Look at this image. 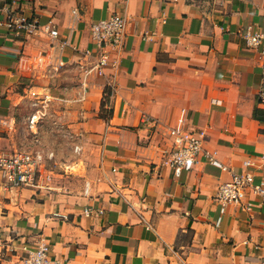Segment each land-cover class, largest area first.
Masks as SVG:
<instances>
[{"label": "crops", "instance_id": "obj_1", "mask_svg": "<svg viewBox=\"0 0 264 264\" xmlns=\"http://www.w3.org/2000/svg\"><path fill=\"white\" fill-rule=\"evenodd\" d=\"M2 6L54 27L58 36L0 27V118L13 120L16 131L32 87L50 94V108L57 106L64 121L47 142L55 154L50 190H4L0 178V264H18L21 247L40 236L50 246L49 264H264V204L246 195L253 204L246 211L214 200L231 173L246 160L258 162L264 150L258 57L241 35L248 27L264 30V0ZM113 13L126 19L118 65L105 77L85 76L89 27ZM64 39L69 45L60 46ZM37 52L46 55V70L17 69L20 54ZM143 114L162 127L142 125ZM179 119L206 136L193 167L176 177L162 151L170 146L166 127ZM253 171L255 181L264 175Z\"/></svg>", "mask_w": 264, "mask_h": 264}, {"label": "built area", "instance_id": "obj_2", "mask_svg": "<svg viewBox=\"0 0 264 264\" xmlns=\"http://www.w3.org/2000/svg\"><path fill=\"white\" fill-rule=\"evenodd\" d=\"M0 0V27L4 26L15 33H23L33 37L40 31H46L52 38L58 36L54 27L39 25L36 19H29L22 13H17L11 8L3 7ZM76 15V11L73 10ZM264 14V8H263ZM126 19L124 15L113 13L109 17L99 19L91 23L89 37L91 47L84 51L85 59L84 75L94 74L97 77H105L106 69L116 67L119 56L123 50L125 41ZM246 46L255 51L258 57L260 69V83L256 92V102L264 107V30L257 28H246L241 33ZM69 45L67 39L60 42V46ZM17 69L24 73H34L37 70H46L48 63L46 55L20 54L16 61ZM30 101L29 112L22 120V126L35 139L48 117L52 97L44 90L28 88L25 93ZM140 123L148 126L153 132L162 127V123L156 117L143 114ZM182 119L175 126L166 127V135L170 140V146L163 150L164 163L170 167L174 176L179 177L182 171L190 170L197 161L202 151V144L206 136L203 130H186ZM14 129V121L0 118V130L11 131ZM259 132L264 139V121L261 122ZM36 137V138H35ZM78 150V148H76ZM55 154L52 150L40 148L15 149L10 153L0 150V178L1 188L7 189H31L34 191L50 190L53 179L51 163ZM209 162L220 166L212 156H208ZM225 169L226 167L220 166ZM264 170V150L259 161L254 163L251 159L242 163V170L232 172L228 182L221 184L216 191L214 200L222 204H232L243 210L249 211L253 208L250 201H244L246 195L258 197L264 204V175L255 181V172ZM101 212V211H100ZM99 212V213H100ZM88 214V211L86 210ZM49 243L40 236L32 246L23 245L17 256L18 264H49Z\"/></svg>", "mask_w": 264, "mask_h": 264}, {"label": "rangeland", "instance_id": "obj_3", "mask_svg": "<svg viewBox=\"0 0 264 264\" xmlns=\"http://www.w3.org/2000/svg\"><path fill=\"white\" fill-rule=\"evenodd\" d=\"M48 117L44 122V132L36 138V140L31 139V136L28 135L26 129L20 125L16 131H1L0 130V150L5 153H10L15 149L21 148H40V149H47V142L50 140L57 139L58 137V129L57 126L60 123H63L64 118H59V111H57V106L52 105L50 108ZM61 117V116H60ZM14 130V129H13ZM45 133V138L44 136ZM67 136V135H66ZM71 136L67 138V140H71ZM53 167V166H52ZM53 175V179H54Z\"/></svg>", "mask_w": 264, "mask_h": 264}, {"label": "trees", "instance_id": "obj_4", "mask_svg": "<svg viewBox=\"0 0 264 264\" xmlns=\"http://www.w3.org/2000/svg\"><path fill=\"white\" fill-rule=\"evenodd\" d=\"M108 96V93H105V97L103 98V102H102V104H101V108L105 105V98Z\"/></svg>", "mask_w": 264, "mask_h": 264}]
</instances>
